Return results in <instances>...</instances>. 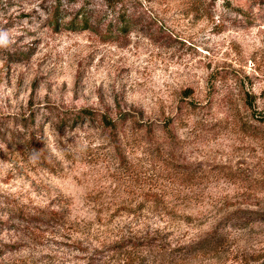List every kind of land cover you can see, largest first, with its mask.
<instances>
[{
	"label": "rangeland",
	"instance_id": "rangeland-1",
	"mask_svg": "<svg viewBox=\"0 0 264 264\" xmlns=\"http://www.w3.org/2000/svg\"><path fill=\"white\" fill-rule=\"evenodd\" d=\"M0 264H264V0H0Z\"/></svg>",
	"mask_w": 264,
	"mask_h": 264
},
{
	"label": "trees",
	"instance_id": "trees-1",
	"mask_svg": "<svg viewBox=\"0 0 264 264\" xmlns=\"http://www.w3.org/2000/svg\"><path fill=\"white\" fill-rule=\"evenodd\" d=\"M59 15H60L59 11H56L55 12V17H54L55 18V22H54L55 24H56V20H57L56 18L59 17ZM90 19L91 18H89V16H87L85 14H82L80 19L76 18L73 21L72 26L75 29H93ZM120 22H121L122 26H120V29H118V31H121L123 33V32L128 31L129 29H131L130 28L131 22L128 21V19L122 18ZM109 35H112V34L111 33L106 34V35H104V37H109V38H106V39H115V36H109ZM18 56H19L18 58H23V59L25 57V56H23L20 53H18ZM81 116L87 117V118L91 119V121L96 119L95 114H93V113L91 114L89 112H82ZM100 125H102V127L105 128V129H107V128H109V129H117L118 123L113 122L110 119H108L107 117L103 116V117L100 118ZM254 219L257 220V218H254ZM254 219L251 218L249 220H246L245 222L248 223V222H251V221H255ZM211 243H212V241H210V239H209V241H207V238H205L202 241H199L197 243L189 245L188 248H191L189 253H194V252H198L200 250H203L204 248L208 247Z\"/></svg>",
	"mask_w": 264,
	"mask_h": 264
}]
</instances>
